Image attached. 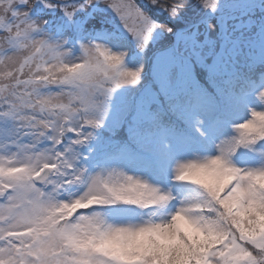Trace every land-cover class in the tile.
<instances>
[{
  "label": "snow or ice",
  "instance_id": "1",
  "mask_svg": "<svg viewBox=\"0 0 264 264\" xmlns=\"http://www.w3.org/2000/svg\"><path fill=\"white\" fill-rule=\"evenodd\" d=\"M0 264H264V0H0Z\"/></svg>",
  "mask_w": 264,
  "mask_h": 264
}]
</instances>
